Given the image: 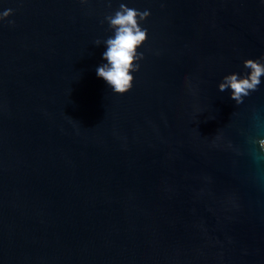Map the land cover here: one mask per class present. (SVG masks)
I'll return each mask as SVG.
<instances>
[{"label":"water","instance_id":"obj_1","mask_svg":"<svg viewBox=\"0 0 264 264\" xmlns=\"http://www.w3.org/2000/svg\"><path fill=\"white\" fill-rule=\"evenodd\" d=\"M122 2L151 14L121 95L96 69L114 35L101 21ZM7 9L0 264H264V76L240 105L218 90L264 57V0Z\"/></svg>","mask_w":264,"mask_h":264},{"label":"clouds","instance_id":"obj_2","mask_svg":"<svg viewBox=\"0 0 264 264\" xmlns=\"http://www.w3.org/2000/svg\"><path fill=\"white\" fill-rule=\"evenodd\" d=\"M81 2L86 3L87 0H81ZM12 12V9H7L0 13V21ZM150 14L147 9L140 11L128 7L126 3L122 2L118 10L113 14L106 15L101 21L102 24L105 21L108 23L109 29L113 31L114 35L103 40V44L107 47L106 51L102 53V58L106 63L97 67L96 74L106 81L114 93L122 95L133 87L134 76L132 73L139 71V61L144 58V53L138 49L147 40V29L142 27V22ZM8 23L12 24L14 21H8ZM101 43L99 38L94 41L96 46L101 45ZM243 68L247 70L245 73H229L218 84L220 92L231 90L230 98L237 105L242 104L245 97L259 89L261 77L264 76V57L245 59ZM217 139L220 137L217 136ZM252 142L258 143L260 149L264 150V139L253 140Z\"/></svg>","mask_w":264,"mask_h":264}]
</instances>
